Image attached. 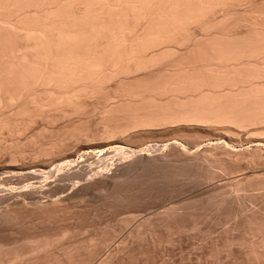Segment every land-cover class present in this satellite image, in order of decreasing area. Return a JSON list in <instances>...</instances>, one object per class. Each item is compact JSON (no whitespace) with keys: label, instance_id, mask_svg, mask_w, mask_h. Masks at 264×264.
<instances>
[{"label":"bare ground","instance_id":"obj_1","mask_svg":"<svg viewBox=\"0 0 264 264\" xmlns=\"http://www.w3.org/2000/svg\"><path fill=\"white\" fill-rule=\"evenodd\" d=\"M59 122L62 133H54L62 140L55 142L50 128ZM91 122L97 129L94 137L105 141L79 143L49 167L29 165L6 172L10 178L1 175L0 186L13 178L26 185L0 193V204L11 201L0 208V218L17 210L28 200L24 197L44 193L39 189L64 190L61 196L31 205L43 214L66 209L80 191L97 184L114 190L125 173L185 166L202 173L200 180L206 184L218 175L229 176L224 185L239 205L260 198V210L243 212L251 224L247 253L256 264H264V0H0V152L11 149L2 143L4 135L17 147L18 138L40 123L39 132L29 134L32 145L37 138L35 143L46 142L40 134L50 130L54 141L49 138V149L46 143L38 145L51 154V148L59 150L64 141L91 138ZM154 129L198 137L138 150L122 137ZM112 154L122 158L115 172L104 167L93 172L88 161L101 164ZM29 205L23 209L28 211ZM57 237H32L25 242L27 251L20 249L25 253L19 247H1L0 264L20 263L25 255L41 253V264L75 263L78 248L46 255ZM34 259L22 262L37 264Z\"/></svg>","mask_w":264,"mask_h":264},{"label":"rangeland","instance_id":"obj_2","mask_svg":"<svg viewBox=\"0 0 264 264\" xmlns=\"http://www.w3.org/2000/svg\"><path fill=\"white\" fill-rule=\"evenodd\" d=\"M59 123L54 125L53 127L54 129L50 128L51 131L53 130V133L50 130H48L53 134V136L55 137L57 136V140L54 137L55 142H58V139L62 140V138H60L61 135H59L58 133H57L58 135L54 133L55 129L58 130L57 132L61 131L60 128L63 126L62 125L63 123L61 122ZM38 124L33 125L30 128V130L24 133L25 136L23 134L18 138L20 140V143L17 145V147L15 145H12V143L10 142L11 139H9V137H6V135L3 136L4 139L6 137V140L8 142L7 141L4 142L3 141L4 139H2L1 140L2 143H6L8 145L10 144L11 147L10 146L8 147H10L11 149H7V152L6 150L4 151L2 150L3 153L0 152V179L3 176L7 177L6 172L8 171L23 169L28 167L29 165L30 166L40 165L42 167H49L50 165H53V162L56 159V157H58L60 154H63L65 152L72 151L73 148L79 145V143L82 144L86 142H93L94 140L96 143H98L102 139L101 137H96V136L94 137L95 131L97 129L96 127H94L95 125L91 122L93 126L90 124V129L91 127L92 129L94 128L93 130L91 129L92 131L90 130L92 133H94L92 134L90 132V135L92 134L91 138H85V139L81 138L78 139L79 141L78 140L75 141L68 140L70 142L64 141V144L62 142V145H60L59 150H57L58 149L57 147L51 148L54 155L52 152L51 154L44 153L42 149H44L46 145L49 144V142H53L54 140L51 133L50 135L52 138L49 137L50 135L48 134L49 132L47 131V133L44 132L45 134H47V137L45 134L44 135L40 134L42 135L40 136V138L43 137V139L46 142L40 139L39 142L35 143V141L39 139L38 138L37 140L33 139L35 140L33 146L32 138H30L32 136L30 135H34L35 132L36 134L39 132L38 127L40 125ZM58 125L59 126L62 125V126L59 128ZM191 135H192L191 137L190 136L186 137L178 132H173V131L166 132L164 129L161 130L154 129L148 131V133L146 132L141 134L140 135L141 137L138 135L131 136V139L130 137H127L130 141L126 138V136H122V137L125 140V143L128 147H130L131 149L138 150L139 148L140 149L146 148V144L148 146L149 144H153L152 146L155 145L159 147L162 146L163 144L168 145L169 143L167 142H170L169 140L173 142L176 138L179 140L182 139V141L184 139V141L194 142L196 140V137L198 136H196V134H191ZM119 137L121 136H116L115 139L122 138ZM28 138H30V140ZM46 138L48 140H46ZM49 138L52 139L53 141L49 140ZM202 138L205 140L207 139L206 136L204 137L202 136ZM203 139L200 140L202 141ZM211 139L215 140L216 138L211 137ZM102 141H105V139L104 140L102 139ZM21 143L22 145H20ZM38 143L39 144L46 143V144L45 147H43V145H38ZM142 144L143 147L141 146ZM18 146L20 147L18 148ZM138 146L139 148H136ZM40 147L42 148L39 149ZM17 148L18 150L19 149L20 150L18 151ZM23 148L25 149L23 150ZM23 153H25V155ZM80 155L81 153L78 154V156ZM146 156L149 155L146 154ZM109 157L110 158L107 157L106 161L101 162L102 165L99 164V162L97 164V162L94 163L95 161H88L89 165L91 162L90 165L91 169H93L94 167L96 168V169L94 168L93 172L102 171L101 169H103V167L108 171L115 170L116 169L115 166H118V162H120L122 158H120L119 160L118 159L119 156L117 157V155L115 154L114 155L112 154V156ZM130 159L131 156L128 158V160ZM109 160L112 163L110 165L108 164L110 163ZM92 162L94 163V165ZM84 165H88V163L87 164L84 163ZM171 167L169 166H167V168H165V166H163L162 168L161 166L160 168L158 167V169L162 172L156 170L157 168L151 167V169L144 168V170L146 169L148 171L146 170L144 171L143 169H141L135 171L133 174L132 172H129V174L125 173V176L127 175H131V176H127V178L123 176L125 177L124 178L125 180L122 177L121 183L123 184L120 183L121 187L118 184L119 187L118 186L115 187L114 190L113 188L112 189L107 188L108 190L107 189L105 190V188L104 189L102 188L103 186H100L101 184L99 185L98 188L97 186L98 184H97L93 186L92 189L89 188V190L83 189L84 191L83 190L82 192L80 191V193H78L80 197H77L78 200L73 201L74 203L71 202L70 205L67 203L68 206L66 209L65 206L59 209V211L57 209H56L57 211L52 209V211L49 210L48 212L46 211V213L42 211L43 214L40 211L38 213L37 210H34L35 206L33 207V209H30L31 205L32 204L34 205L36 201L44 202L50 200V197L56 198L57 196H61L63 194L62 191L64 190L63 189L61 190L60 189L61 187L59 188L60 190L58 188L57 189L54 188L55 190L53 189L54 192L52 193L53 190L50 192L48 190V192H46V190L44 191L39 189L40 191L44 192V193L39 192L40 194L36 193L39 197L36 194H35L36 196L34 195L35 197L33 196L24 197V198H28V200L24 199L25 201H22L24 202L21 203L22 205L24 204L23 207L20 204L19 206H17V210L13 209L16 212L11 210L14 213L10 211L11 214L9 215L7 214L8 216L5 215L8 219L6 217L0 218V248L6 247L7 249H15L14 247L16 248L19 247V249L17 248V250L20 249L24 250L25 248V251H27L28 248H26V246L29 247L28 242L31 241L32 237L36 238L37 236H41L44 234L45 235L58 234L57 238L59 239H57V243H56L58 245L55 244L53 247L47 250L46 255L48 253L63 255V253L67 250L71 251V249L73 250L75 248H78L80 249L79 253L77 254L75 253V255H77L76 259L79 262L76 263V259H75L74 261L75 263L73 264H103V263L104 264H256V261L253 260L254 258H252L250 254L247 253L249 252L247 248L248 244L245 242L248 238L251 239V236L249 235L248 232L250 228L249 226L251 224L249 223L250 224L249 225L247 220H245L244 218L248 212H254L262 208L261 207L262 204L260 205V198L259 200L253 198L255 201L251 199V201L248 200L249 202L246 201L245 205L244 204L239 205L234 201L236 196L233 195L231 197V194L229 193L230 189L225 186L226 184L224 185V182L227 183L229 181L230 179L229 176L221 177L220 175H218L212 182L206 184L200 180L204 175H200L202 174L200 172L197 175V172H195L194 168H188V167L186 168L185 166L183 168V166H181L184 169L181 170L179 169L181 168L180 166L179 167L174 166L173 168ZM177 167L179 169V170L177 169L179 172L176 170ZM188 169L189 172H187ZM112 171H110V173H112ZM139 171L140 172L142 171V174ZM136 174L139 175L137 176ZM87 177H85V179ZM14 179L15 178L11 179L12 181H10L9 179L8 182H5L4 186L1 184L2 185L0 186L1 194H3L2 191L5 194V190L9 189L10 187L15 186L20 188L24 186V184L26 185V182L20 183L19 180L16 179L14 180ZM17 182L19 183V185H17L18 184ZM38 185L40 186V184ZM94 187L95 189H93ZM2 188H4V190ZM96 188H98L99 190ZM70 189L71 188H68V190ZM55 191L57 194L55 193ZM256 192L259 193L258 191ZM256 192L254 191L251 193H254L253 195H256L257 194ZM42 198L44 199L46 198V199L44 200ZM207 199L209 202L206 201ZM221 199L222 202H220ZM256 201H259V203ZM10 203L11 201H9V203L2 202L0 204V208L5 209L6 207H8V205H10ZM25 203L26 204L28 203V205L30 204L29 208L28 209L26 208V210L28 211H25V209H23L24 207H27L25 206ZM215 203L217 206L215 205ZM20 206L22 207L23 210L18 208ZM254 208H256V210H253ZM251 209L253 211H251ZM244 210L245 211L248 210L247 213H244L245 212ZM35 211L37 212L35 213ZM170 215L171 216L174 215V216L170 217ZM2 218L3 220H1ZM246 223L248 224V226H246L247 225ZM245 227L247 231L245 230ZM245 232H247L248 235L245 234ZM61 234L62 235L64 234L66 237H64L63 235L62 238ZM27 240L28 242L26 244L25 242ZM23 250L20 251L22 252ZM23 253L25 252L23 251ZM41 254H43L42 257ZM41 254L39 255L37 254V256L34 257L36 258L37 264L38 263L41 264L40 261L43 262L42 259L45 256V254L44 253ZM26 256L28 257L30 256L29 258L27 257L29 260L35 261L33 256L25 255L23 257ZM27 258L26 260L23 258L22 260H19L21 261L20 263L17 262L14 263L30 264L27 263L28 262ZM37 258H40V261L39 259L37 260ZM23 260L27 262L25 261L22 262Z\"/></svg>","mask_w":264,"mask_h":264}]
</instances>
